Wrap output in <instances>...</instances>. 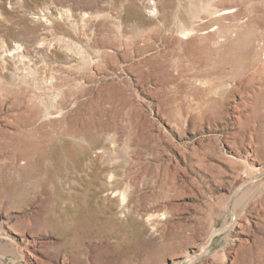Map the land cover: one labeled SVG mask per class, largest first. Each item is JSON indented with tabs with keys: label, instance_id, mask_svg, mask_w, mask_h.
Instances as JSON below:
<instances>
[{
	"label": "rangeland",
	"instance_id": "rangeland-1",
	"mask_svg": "<svg viewBox=\"0 0 264 264\" xmlns=\"http://www.w3.org/2000/svg\"><path fill=\"white\" fill-rule=\"evenodd\" d=\"M0 264H264V0H0Z\"/></svg>",
	"mask_w": 264,
	"mask_h": 264
},
{
	"label": "built area",
	"instance_id": "built-area-1",
	"mask_svg": "<svg viewBox=\"0 0 264 264\" xmlns=\"http://www.w3.org/2000/svg\"><path fill=\"white\" fill-rule=\"evenodd\" d=\"M151 6H152V4H149V8H150V10L152 11L153 9H152V7H151Z\"/></svg>",
	"mask_w": 264,
	"mask_h": 264
}]
</instances>
